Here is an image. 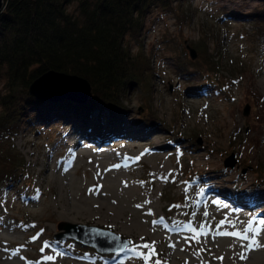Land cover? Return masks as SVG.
<instances>
[{"label":"rangeland","instance_id":"374dc122","mask_svg":"<svg viewBox=\"0 0 264 264\" xmlns=\"http://www.w3.org/2000/svg\"><path fill=\"white\" fill-rule=\"evenodd\" d=\"M263 4L172 0L169 7L154 8L140 35L125 37L126 47L135 56L141 52L148 69L122 98L125 112L111 129L89 122L83 129L67 121L23 125L9 140L23 164L4 175L0 186V264H144L129 251L95 254L94 247L62 238L59 222L106 228L134 244L155 241L153 260L162 264H264V246L241 260V241L233 237L209 235L186 244L183 237L190 233L170 231L189 221L214 230L225 218L242 230L253 217L264 219V32L248 16ZM75 6L69 11L76 12ZM5 82L0 72V90ZM67 85L65 94L57 91L64 85L52 86L47 99L83 101L84 89ZM77 139L85 147L73 151ZM132 144L141 148L131 149ZM233 154L234 164L226 166ZM124 156L139 160L125 167ZM115 164L119 167H111ZM95 184L102 189L90 193ZM160 217L167 230L152 224ZM46 241L51 247L42 253ZM258 241L264 245V231ZM52 248L65 255L43 260L55 254ZM199 248L207 250L196 255Z\"/></svg>","mask_w":264,"mask_h":264},{"label":"trees","instance_id":"16d2710c","mask_svg":"<svg viewBox=\"0 0 264 264\" xmlns=\"http://www.w3.org/2000/svg\"><path fill=\"white\" fill-rule=\"evenodd\" d=\"M72 4L76 12L69 11ZM170 4L172 0H4L0 11V72L6 77L5 89L0 90V186L4 175L23 164L9 141L23 125L67 121L82 129L88 122L111 129V123L125 112L122 98L141 83L148 69L141 52L135 56L126 47L125 37L137 38L148 13ZM248 16L264 32V4L251 9ZM49 70L87 81L86 100L52 101L31 95L32 81ZM91 126L90 130L95 128Z\"/></svg>","mask_w":264,"mask_h":264},{"label":"snow or ice","instance_id":"6c2138e0","mask_svg":"<svg viewBox=\"0 0 264 264\" xmlns=\"http://www.w3.org/2000/svg\"><path fill=\"white\" fill-rule=\"evenodd\" d=\"M71 151V150H69ZM136 160H139V157L135 158ZM112 167H119V165H113ZM65 171H67V169H65ZM97 175H99V172H97ZM164 179H167V177H164ZM125 186H127V182H124ZM143 183V182H141ZM102 185H94L92 188H89L88 191L90 193H95V192H99L100 189L102 188ZM37 194H39V189L36 190ZM185 191H187V188L185 189ZM200 193H203V189L200 190ZM38 198V195L37 197ZM113 203H115V201H113ZM151 202L148 200L144 201V204H150ZM213 203H219L217 201H213ZM135 207L137 208H141L143 207V205L141 204H137L135 205ZM174 207H181L180 205H175ZM148 215H154V213L152 212L151 209H148L147 212ZM192 216H195L196 213L193 212L191 214ZM209 214L207 211L204 212V216L207 217ZM152 224L155 226L157 224H161L164 225V227L166 229H168V225L165 224V218L164 217H160L159 219H154L152 221ZM174 224H176V222H174ZM229 225L231 226L234 230H227L225 229V225ZM109 228L111 227V225L108 226ZM43 231V229L41 230ZM92 231L97 232L98 235H103V233H100L98 230L93 229ZM170 231L172 232H180V231H185L190 233V236H186L183 237L184 242L186 244H190L192 242L195 243H200V239L201 237H206V236H221V237H233L239 241H241V251L238 253L239 259L241 260H245L247 259V253L262 247L264 245H261L258 241V237L260 236L261 232L264 231V219H256L255 217H253L252 219L248 220L245 225L243 226L242 230H236V225L233 221L228 220L227 218L219 221V223L215 226L214 230H210L209 226L206 223H200L198 227H194L191 223V221H189L188 223H185L183 225H179L176 224V226H174L173 228L170 229ZM39 236V233L37 234V236H33L31 237V240L35 241ZM114 240L119 241L120 238L119 237H113ZM141 240L144 241V237H141ZM155 241L152 242H143L141 244H134L133 241L128 240L123 242L122 245H120L118 247V249H116V251L119 252H124V251H129L131 253H133L135 256L140 257L144 264H150V262H152V264H162V262L159 259H155L153 260V257L157 256L158 253L156 252L155 249ZM20 247H23V245H21ZM51 245L49 244V242H45L44 245L41 247L40 251L43 253L45 251L46 248H50ZM169 247L170 248H175L176 244L175 243H169ZM142 249H146L147 251H142ZM184 249H181V251H183ZM207 249L205 248H199L196 251V255H199L201 252L206 251ZM17 251H19V249H17ZM52 251L55 253L54 255H45L43 256V260L45 261H54L57 257L59 256H63L65 255V253L61 252V251H56L55 248H52ZM21 259H23V257H21ZM217 259L219 260H223V257H217ZM38 264V262H37ZM187 264V262H186ZM201 264H205V262H201Z\"/></svg>","mask_w":264,"mask_h":264},{"label":"water","instance_id":"95a60500","mask_svg":"<svg viewBox=\"0 0 264 264\" xmlns=\"http://www.w3.org/2000/svg\"><path fill=\"white\" fill-rule=\"evenodd\" d=\"M4 6V0H0V11L2 10ZM195 50L190 49V55L191 58L195 57ZM53 82H59L61 85H72V89L76 87L83 88V101L86 100L88 93L90 91V84H88L87 81L84 79L73 76L69 74H63L56 71H46L42 73V75L35 80L32 81L30 85V94L39 97V98H49L46 95L45 88L48 84H53ZM49 86V85H48ZM68 86V85H67ZM44 95V96H43ZM46 95V96H45ZM248 113V109H245V114ZM231 161L229 164L228 161ZM226 166H232L235 162L234 154L230 158H226L225 160ZM58 229L60 230V233L64 237L68 238H74L77 241H79L81 244L88 245L90 247L96 248L100 252H104L106 249H112L115 250L120 245L123 244V242L128 241L127 239H121V236L118 235L115 232H112L111 230H108L106 228H100L94 225H86V224H75L72 222H59ZM93 229L98 230L100 233H103V235H98L97 232L92 231ZM113 237H119L120 240H114Z\"/></svg>","mask_w":264,"mask_h":264},{"label":"bare ground","instance_id":"6f19581e","mask_svg":"<svg viewBox=\"0 0 264 264\" xmlns=\"http://www.w3.org/2000/svg\"><path fill=\"white\" fill-rule=\"evenodd\" d=\"M55 84H60L59 82H53V84H48L47 85V87L45 88V91H46V95L47 94H49V92H52V90H50L51 88H52V86L54 87V85ZM51 86V87H50ZM48 87H50V88H48ZM78 88V87H77ZM55 90L57 89V88H54ZM59 90H57L58 92L60 91V92H63L64 94H65V91H67V88L65 87V85L64 86H62V87H59L58 88ZM79 90H82L80 87L78 88ZM62 90V91H61ZM76 95H78L77 93H76ZM75 95V96H76ZM74 98V97H73ZM76 98H78V97H76ZM132 133V135L131 136H133V137H135V138H142V134H140V133H133V132H130V134ZM79 141H80V139H77L75 142H73V144H71L70 145V148H72V150L73 149H77L78 147H85V146H83L82 145V143H79ZM132 148L131 149H135V148H138V149H140L141 147H140V145H136V144H132V146H131ZM140 147V148H139ZM101 148V147H100ZM100 148H94V150L96 151V152H100ZM121 148V147H120ZM126 148V147H125ZM159 147H154L152 150L153 151H159ZM130 150V149H129ZM74 151V150H73ZM142 151V150H141ZM147 151H148V149H147ZM138 152V151H137ZM108 153V152H107ZM121 153V152H120ZM100 154V153H99ZM118 154V153H117ZM120 155V154H119ZM123 156V155H122ZM124 158H125V156H124ZM136 161V159L135 158H131V157H129V158H125L124 160H123V162H120V163H122V165H124L125 167H129L131 164H133L132 162H135ZM116 165V164H115ZM112 167V166H111ZM53 170H55V167H54V169ZM208 182V181H207ZM96 185V184H95ZM15 186V185H14ZM102 189V188H101ZM216 204V203H215ZM96 204L95 203H92L91 204V206H95ZM217 205V204H216ZM18 206V205H17ZM99 206V205H98ZM226 206V205H225ZM103 207V206H102ZM101 207V208H102ZM219 207V206H218ZM98 209V208H97ZM103 209V208H102ZM235 211H237L238 212V210H236L235 209ZM95 212V211H94ZM81 213H84V212H81ZM80 213V214H81ZM92 214V213H91ZM105 215V214H104ZM99 216V215H98ZM102 216V215H101ZM92 217V216H91ZM104 217V216H103ZM69 220H73V221H75V219L74 218H70ZM160 225V224H159ZM161 226V225H160ZM174 227V226H173ZM173 227H171V228H173ZM170 228V229H171ZM167 230V229H166ZM172 232V231H171ZM60 236H62V235H60ZM60 236H58V237H60ZM62 238H65V237H62ZM72 238V237H71ZM71 238H69V239H71ZM59 239V238H58ZM72 239H74V238H72ZM74 240H76V239H74ZM77 241V240H76ZM77 242H79V241H77ZM80 243V242H79ZM81 244V243H80ZM82 245V244H81ZM116 249H118V248H116ZM116 249L115 250H112V249H106V250H104V252H100V251H98L96 248H94V250L98 253V254H103L104 255V253H115V252H117L116 251Z\"/></svg>","mask_w":264,"mask_h":264}]
</instances>
